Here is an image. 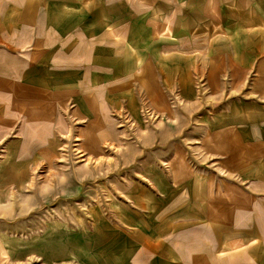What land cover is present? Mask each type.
Here are the masks:
<instances>
[{"label":"crops","instance_id":"0c3cea01","mask_svg":"<svg viewBox=\"0 0 264 264\" xmlns=\"http://www.w3.org/2000/svg\"><path fill=\"white\" fill-rule=\"evenodd\" d=\"M68 144L134 159L69 261L264 264V0H0V185Z\"/></svg>","mask_w":264,"mask_h":264},{"label":"rangeland","instance_id":"374dc122","mask_svg":"<svg viewBox=\"0 0 264 264\" xmlns=\"http://www.w3.org/2000/svg\"><path fill=\"white\" fill-rule=\"evenodd\" d=\"M145 112L150 125L154 118ZM120 121L118 128L128 130L122 144H138V123ZM104 147L92 159L68 144L50 161L36 164L25 184L0 185V264H74L68 259L92 240L96 225L103 235L106 221H115L111 204L122 203L129 187L121 177L133 172L122 169V161L134 163L132 153Z\"/></svg>","mask_w":264,"mask_h":264}]
</instances>
